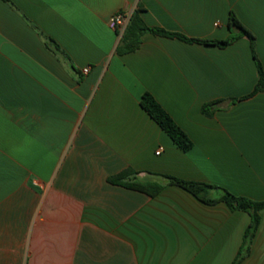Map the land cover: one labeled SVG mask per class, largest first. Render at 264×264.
Returning <instances> with one entry per match:
<instances>
[{"label":"crops","instance_id":"0c3cea01","mask_svg":"<svg viewBox=\"0 0 264 264\" xmlns=\"http://www.w3.org/2000/svg\"><path fill=\"white\" fill-rule=\"evenodd\" d=\"M139 8L150 27L209 41L239 34L234 13L254 41L147 33L120 55L110 18ZM255 56L264 71V0H0V264H233L249 213L164 176L264 201ZM146 92L191 150L142 108ZM127 170L161 190L109 181ZM260 217L240 264H264Z\"/></svg>","mask_w":264,"mask_h":264},{"label":"trees","instance_id":"16d2710c","mask_svg":"<svg viewBox=\"0 0 264 264\" xmlns=\"http://www.w3.org/2000/svg\"><path fill=\"white\" fill-rule=\"evenodd\" d=\"M142 9H137L134 13L131 14L130 21L121 35L120 43L117 48V52L120 55L128 54L139 50L142 44V38L147 33H152L158 36L169 37V38H179L181 40L190 42V43H204V44H215L219 46H227L232 43L238 36L247 35L251 38L252 43L254 41V36L244 28V26L240 23L238 18L234 13H231L229 25L230 28H238L239 34L231 35L227 40L223 41H209V40H201V39H190L181 34L168 32L161 28L150 27L143 21L141 17ZM257 61L260 80L256 91L263 90L264 91V71L261 66V63L255 56ZM142 108L159 124V126L169 135V137L175 142L177 146H179L183 151L187 152L192 149L194 143L191 138L187 135L185 131L174 121V119L170 116V114L161 106V104L154 98L153 95L146 92L142 96L141 100ZM214 103L205 104L203 107V112L208 116L213 114L211 107ZM134 172L131 170H127L122 172L119 175L110 178L111 183L120 184L130 189L138 190L141 192L148 193L150 195H154L161 190V185L142 183L139 181L126 182L131 174ZM169 180V182L173 185H177L199 200L205 203H216L219 201L225 202L228 207L232 210H240L249 213L251 216V222L246 229L243 246L239 251L237 258L233 262V264H240L244 259L245 255H247L249 251V247L257 228L260 223V211L264 209V201H255L245 197L236 196L230 193L228 190L224 188H220L217 186H212L202 182H194L182 180L179 178H175L172 176H164ZM214 189L221 191V197L219 199H213L210 197V192Z\"/></svg>","mask_w":264,"mask_h":264},{"label":"built area","instance_id":"2783aa9c","mask_svg":"<svg viewBox=\"0 0 264 264\" xmlns=\"http://www.w3.org/2000/svg\"><path fill=\"white\" fill-rule=\"evenodd\" d=\"M130 17L131 14H129L128 12L120 11L110 18V26L122 35L130 21ZM88 71L89 68L84 69L85 73H87Z\"/></svg>","mask_w":264,"mask_h":264}]
</instances>
